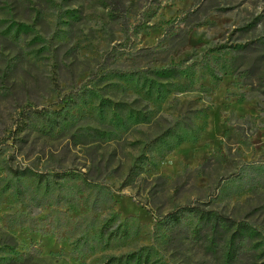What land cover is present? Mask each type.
<instances>
[{
	"label": "rangeland",
	"instance_id": "rangeland-1",
	"mask_svg": "<svg viewBox=\"0 0 264 264\" xmlns=\"http://www.w3.org/2000/svg\"><path fill=\"white\" fill-rule=\"evenodd\" d=\"M263 262L264 0H0V264Z\"/></svg>",
	"mask_w": 264,
	"mask_h": 264
},
{
	"label": "trees",
	"instance_id": "trees-1",
	"mask_svg": "<svg viewBox=\"0 0 264 264\" xmlns=\"http://www.w3.org/2000/svg\"><path fill=\"white\" fill-rule=\"evenodd\" d=\"M43 115L50 116L55 112H58L57 109L50 108H40L38 109ZM192 209V208H191ZM196 216H198L202 221H206L209 223L210 227L213 230L219 228L220 225L224 224L227 227V230L231 231L229 235L228 247H227V255L228 258L233 259L236 256V250L239 249V241L244 239L246 236H253L257 229L254 228L250 223L245 220L236 221L231 216L225 214L224 212H219L213 209H203V208H193L191 210ZM171 215H175L174 212ZM132 257V254L129 255V258ZM140 264V263H138ZM260 264H264L260 263Z\"/></svg>",
	"mask_w": 264,
	"mask_h": 264
}]
</instances>
